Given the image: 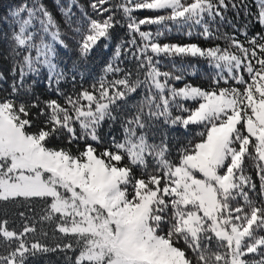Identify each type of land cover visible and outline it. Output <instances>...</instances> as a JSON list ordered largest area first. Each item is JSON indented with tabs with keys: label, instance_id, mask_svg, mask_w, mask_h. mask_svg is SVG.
I'll use <instances>...</instances> for the list:
<instances>
[{
	"label": "snow or ice",
	"instance_id": "obj_1",
	"mask_svg": "<svg viewBox=\"0 0 264 264\" xmlns=\"http://www.w3.org/2000/svg\"><path fill=\"white\" fill-rule=\"evenodd\" d=\"M254 3L255 13L246 0H91L102 17L96 19L79 0H69L60 11L74 25L81 61L102 42L107 49L118 24L130 37L116 44L90 88L81 85L72 94L60 85L77 74L83 79V72L58 63L57 46L68 48L59 23L42 0L15 7L14 79L0 99V205L40 203V220L55 222L69 239L50 246L35 238V225L26 222L17 231L0 217V264H28L57 251L67 264H264V33L244 31V42L228 36V48L160 40L173 26L219 38L212 24L223 23L230 8L264 27V0ZM73 7L81 13L76 21ZM138 12L153 15L139 18ZM144 25L158 27L144 31ZM122 57L135 68H122ZM176 57L205 60L215 70L209 87H177L184 71L160 67ZM42 68L63 103L19 98L31 92L25 78ZM138 90L142 98L131 103ZM33 109L43 118L35 126ZM117 120L123 138L105 146L100 130ZM160 121L186 133L193 125L201 130L173 157L166 131L159 143L152 141ZM61 137L67 144L53 146ZM248 161L259 183L247 173Z\"/></svg>",
	"mask_w": 264,
	"mask_h": 264
},
{
	"label": "trees",
	"instance_id": "obj_2",
	"mask_svg": "<svg viewBox=\"0 0 264 264\" xmlns=\"http://www.w3.org/2000/svg\"><path fill=\"white\" fill-rule=\"evenodd\" d=\"M31 2L32 0H0V72H3L5 76V79L0 81V99L9 96L11 92V84L14 79L10 74V68L12 66L11 47L12 34L14 31L18 30V25L12 18L11 13L17 5L24 3L31 4ZM42 2L52 13L54 19L59 23L63 33L62 38L68 45V48L66 49L57 46L58 63L60 67L65 71H68L69 69L73 68V65H78L80 70L83 72V79H81L80 75L77 74L75 82L71 81L70 79L67 81H62L60 87L68 94H72L74 90H79L81 85L84 88H90V86L101 75H103L104 67L110 61L116 44L120 43L121 40L126 41L130 38L126 26L122 27L118 24L115 29H113V40L111 43H109L108 48L105 49L103 47L104 42H102L95 49H93V52L86 61H81L77 45L78 37H76V34L73 31L74 25L70 26L68 23H66L65 18L60 11V5H64L66 7L69 0H42ZM79 2L84 6L85 10L90 16L96 19L102 18L97 16L96 13H94L89 7L91 0H79ZM118 2L119 0H111L112 4H116ZM246 3H248L250 6L251 12L255 13L256 7L254 0H246ZM72 11L75 13L73 21L78 20L81 17L80 11L75 7H73ZM135 15H137L139 18H144L145 16L153 15V13L138 12L135 13ZM224 16L225 21L223 23L218 22L212 24L214 34L219 38L214 37L211 40H205L204 37L200 35L202 29L198 27L193 28L192 35L189 36L186 34L188 31L187 28L178 31L173 26V30L171 32H167L160 38V40L162 43H196L202 47L219 45L221 48H228V36H236L241 42H244L245 37L242 34L244 31H247L249 37L255 36L257 33H264V27L256 22L255 17L253 15H245L244 11H239V13H237L236 10L230 8L224 13ZM117 19H121L120 13H117ZM157 27V25H144L142 26V30H150L155 32ZM217 27L219 29L218 32ZM137 40H139V37H137ZM231 50L236 51L234 48ZM122 61L123 62L120 65L122 68H135L134 60L122 57ZM173 65H175L176 69H182L184 71V81L177 82V87L183 86V83L186 82L195 86L208 88L215 74V70L212 69L205 60L193 57H176L174 60L164 59L160 67L164 71H169L173 69ZM47 75V70L42 68L39 76L26 77L25 86L30 85L31 92L22 93L19 98L35 102L36 98L38 97L41 104L43 101L48 99H56L60 103H63V98L58 97L56 93L48 87ZM142 95V91L138 90L136 94H133L132 97H129V100L131 103H136L142 98ZM187 103L191 105L193 102ZM36 112V109L32 110L34 126L39 125V121L43 119L42 117L37 119ZM184 115H187V113ZM158 123L160 126L153 130V132L156 134L152 137V141L159 143L160 132L166 131L169 136V144L171 145L173 157H175L176 148L180 144L186 143L188 139H191L195 132L201 130L199 126L193 125L191 126L193 131L191 133H186L181 127L173 129L169 128L168 125H163L162 121ZM109 124H111V127H109ZM100 132L105 139V146L111 144L112 137H115L118 141L122 140L123 138V128L121 126L120 120L115 122L106 121ZM66 144L67 141L64 137L53 141V146H65ZM247 165V173L250 174L257 183H259L255 168L252 166V162L248 161ZM43 207L44 206L40 203L33 204L31 207L26 204L17 205L15 203H9L6 206L0 205V217L8 219L9 226L15 228L17 231L22 230L23 225L26 222L30 225H35L37 228L35 238L50 246H54L56 243L67 241L69 237H64L61 233L56 231L55 222L40 220V216L43 215ZM21 212L25 213V217H21L19 215ZM41 233H47V235H42ZM29 235L32 236L33 234ZM28 264H67V261L65 259V254L57 251L40 255L35 258H30Z\"/></svg>",
	"mask_w": 264,
	"mask_h": 264
}]
</instances>
